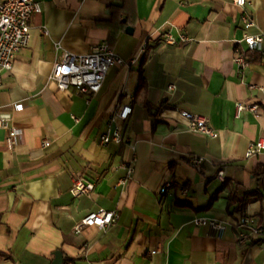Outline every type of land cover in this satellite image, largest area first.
Masks as SVG:
<instances>
[{"label":"crops","instance_id":"obj_1","mask_svg":"<svg viewBox=\"0 0 264 264\" xmlns=\"http://www.w3.org/2000/svg\"><path fill=\"white\" fill-rule=\"evenodd\" d=\"M35 1L28 46L0 72V112L20 130L9 149L0 129V264H51L56 250L62 264H264V244L235 241L237 213L264 222V153L245 156L264 137V0L243 8L233 0ZM166 33L189 40L169 44ZM245 34H260L262 50L249 49ZM104 40L136 62L111 67L89 95L48 80L62 50L83 54ZM236 48L248 61L240 73ZM237 101L256 112L236 116ZM15 102L23 107L13 111ZM119 104L131 106L132 144L101 146ZM178 109L205 116L216 136L189 131ZM133 154L132 177L120 185L118 166ZM194 156L203 159L198 169ZM78 174L93 183L88 194L70 192ZM165 181L172 187L157 196ZM99 208L118 220L76 233ZM196 217L225 223V232L215 236Z\"/></svg>","mask_w":264,"mask_h":264},{"label":"built area","instance_id":"obj_2","mask_svg":"<svg viewBox=\"0 0 264 264\" xmlns=\"http://www.w3.org/2000/svg\"><path fill=\"white\" fill-rule=\"evenodd\" d=\"M233 3L239 7H244L245 0H233ZM41 11L40 5L35 0H0V72L9 71L12 67L14 55L28 46L30 39V29L28 19L31 15ZM247 26L252 23L243 18ZM166 43L175 44L177 42H187L189 39L185 35H179L176 39L169 33L164 35ZM243 41L249 49L262 50V38L260 34H245ZM60 47L57 46V49ZM136 62L131 58L129 61L123 60L115 53L107 41H101L90 47L87 53L74 54L65 50L61 51L52 67L48 80L52 81L58 90H66L74 87L82 94H92L99 90L108 70L114 66H129ZM233 63L236 71L240 73L248 64L247 59L242 52L236 48L233 57ZM23 107L22 103L12 104V110L16 111ZM248 110L255 113L256 104H248L242 101L235 103V114ZM177 112L185 119L186 128L189 131L216 136L217 132L208 125V119L205 116L189 113L178 109ZM131 106L129 104L116 105L115 109L107 117V128L99 135V145L108 146L109 144H130L132 141L125 132V126ZM0 129L5 131V142L9 149L16 143V137L20 130L12 124L10 113L0 112ZM132 144V143H131ZM258 153H264V137L255 141H250L245 152L246 157H251ZM202 157L194 156L190 160V165L198 169L202 162ZM134 154L127 162L121 163L118 168L124 172L123 177L118 179V184L125 185L134 172ZM218 179H223V171L217 172ZM170 181H165L157 191V196H162L168 188H171ZM93 189V183L85 181L81 174L72 177V186L70 192L74 196L88 194ZM183 192L185 190H182ZM119 218L115 210H106L99 208L89 212L74 225V231L79 233L83 227L96 226L105 229L112 225ZM195 225H207L212 233L221 237L225 232V223L214 218L196 217L193 220ZM235 241L238 245H250L254 243L264 244V222H258L253 216L246 213H237L235 219Z\"/></svg>","mask_w":264,"mask_h":264},{"label":"water","instance_id":"obj_3","mask_svg":"<svg viewBox=\"0 0 264 264\" xmlns=\"http://www.w3.org/2000/svg\"><path fill=\"white\" fill-rule=\"evenodd\" d=\"M125 31H126L127 33H131V32H132V27H130V26H126ZM62 263H63V257H62V254H61L60 251L56 250V251L54 252V258H53L51 264H62Z\"/></svg>","mask_w":264,"mask_h":264},{"label":"trees","instance_id":"obj_4","mask_svg":"<svg viewBox=\"0 0 264 264\" xmlns=\"http://www.w3.org/2000/svg\"><path fill=\"white\" fill-rule=\"evenodd\" d=\"M142 83H143V80H142V78H141V79H140V82H139V86H141ZM246 203H247V198H243L242 201L238 203V207H239L240 209H243V208L245 207Z\"/></svg>","mask_w":264,"mask_h":264}]
</instances>
